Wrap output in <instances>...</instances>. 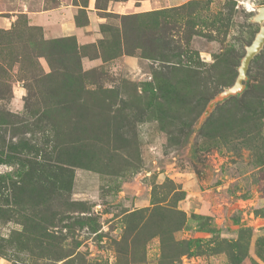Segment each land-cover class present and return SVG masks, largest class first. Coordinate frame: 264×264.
I'll use <instances>...</instances> for the list:
<instances>
[{
  "label": "rangeland",
  "instance_id": "obj_1",
  "mask_svg": "<svg viewBox=\"0 0 264 264\" xmlns=\"http://www.w3.org/2000/svg\"><path fill=\"white\" fill-rule=\"evenodd\" d=\"M91 1L0 0V264H264V0Z\"/></svg>",
  "mask_w": 264,
  "mask_h": 264
},
{
  "label": "water",
  "instance_id": "obj_2",
  "mask_svg": "<svg viewBox=\"0 0 264 264\" xmlns=\"http://www.w3.org/2000/svg\"><path fill=\"white\" fill-rule=\"evenodd\" d=\"M251 21L253 23L259 24L260 30L256 34L252 43L245 48V55L240 60V66L237 69L238 76L231 87L220 92L208 103L201 116L202 121L210 116L218 104H221L230 98L238 97L246 90V82L248 81L247 74L250 64L264 48V7L257 9V14L252 17Z\"/></svg>",
  "mask_w": 264,
  "mask_h": 264
},
{
  "label": "crops",
  "instance_id": "obj_3",
  "mask_svg": "<svg viewBox=\"0 0 264 264\" xmlns=\"http://www.w3.org/2000/svg\"><path fill=\"white\" fill-rule=\"evenodd\" d=\"M185 1L186 0H168V3L170 4V6H175L184 3ZM94 3L95 2L93 0L90 2V10H93ZM156 4H159V2H157L156 0H127L126 2H115L109 7L108 12L122 14L131 10L134 13H149L155 9ZM62 11L64 13V21H62L61 31L65 35L73 34L74 31L76 30L73 13L71 10L67 11L66 9H62ZM50 13L52 14L53 12ZM45 14H49V13H45ZM216 206L217 207L215 209V212L219 218L217 220V223L221 224V222H223L225 218L223 214H221L222 210L218 209V205ZM183 234L185 239L190 241L192 240L191 238L193 237L190 231L184 230ZM212 235L213 234L211 233L200 232L197 236H195L194 239H206ZM188 261L191 264H205L202 263L203 261H205L204 259H201L200 256H196L194 254L188 257Z\"/></svg>",
  "mask_w": 264,
  "mask_h": 264
}]
</instances>
